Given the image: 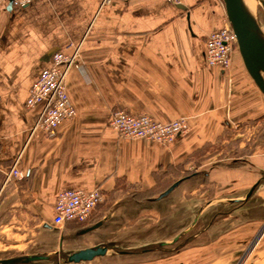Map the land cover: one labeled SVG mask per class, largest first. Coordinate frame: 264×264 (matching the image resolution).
Returning <instances> with one entry per match:
<instances>
[{"label":"crops","instance_id":"1","mask_svg":"<svg viewBox=\"0 0 264 264\" xmlns=\"http://www.w3.org/2000/svg\"><path fill=\"white\" fill-rule=\"evenodd\" d=\"M225 16L223 0H33L21 8L0 0V259L187 235L183 251L225 241L228 263L251 251L247 264H264V94L238 50L229 70L208 66L206 38ZM73 43L80 56L67 91L77 115L56 138L29 139L30 89ZM116 108L163 122L187 117L189 129L168 147L124 138L110 124ZM205 145V162L188 160ZM19 155L26 177L6 181ZM175 179L182 182L162 199L137 196ZM96 188L106 199L87 223L54 225L61 190Z\"/></svg>","mask_w":264,"mask_h":264},{"label":"built area","instance_id":"2","mask_svg":"<svg viewBox=\"0 0 264 264\" xmlns=\"http://www.w3.org/2000/svg\"><path fill=\"white\" fill-rule=\"evenodd\" d=\"M17 8L29 5L33 0H12ZM111 0H103L110 3ZM72 52L64 50L53 54L52 65L42 71L30 89L25 102L28 111H35L36 119L30 128L29 139L44 135L56 138L60 125L77 115L67 91L70 70L78 65L80 44L68 46ZM238 49L236 35L225 16V25L212 31L206 38L205 58L208 66L229 70L233 54ZM110 124L124 138L146 139L166 147L172 145L178 135L189 129V119L179 117L168 122L158 121L147 113H131L123 108L112 112ZM19 155L6 172V181L24 179L26 172L20 167ZM106 197L100 188L91 192L78 189L61 190L54 204V225L63 226L68 222L87 223Z\"/></svg>","mask_w":264,"mask_h":264},{"label":"water","instance_id":"3","mask_svg":"<svg viewBox=\"0 0 264 264\" xmlns=\"http://www.w3.org/2000/svg\"><path fill=\"white\" fill-rule=\"evenodd\" d=\"M228 21L236 35L238 51L241 55L245 68L252 77L256 85L264 94V29L260 25L256 8L252 6L249 0H223ZM264 4V0H260ZM13 1L11 0V6ZM182 179L174 182L169 188L160 193L155 199H162L168 196L176 187L180 185ZM254 188L249 192L250 196ZM102 225V221L81 228L76 231L77 235L88 233ZM175 238L173 242H177ZM167 242L160 243V246ZM111 246L107 244H98L74 251L67 256L65 263H81L94 260L96 257L105 256ZM145 251L153 248L143 249ZM132 251H119L121 254H128ZM51 255L33 253L1 258L0 264H42L44 261L51 260Z\"/></svg>","mask_w":264,"mask_h":264},{"label":"rangeland","instance_id":"4","mask_svg":"<svg viewBox=\"0 0 264 264\" xmlns=\"http://www.w3.org/2000/svg\"><path fill=\"white\" fill-rule=\"evenodd\" d=\"M256 12L258 15V20L260 25L264 29V9L260 4H258L256 8ZM264 132V131H263ZM198 225L195 226L192 231L196 230ZM137 234V233H135ZM140 236V235H139ZM189 238V237H188ZM187 238V235L184 238H181L179 243L170 242V244L160 246L155 241L157 239L153 238V243H149L148 239L138 237L136 239L133 237H122L121 239H117V241H109L107 243L111 246L108 254L101 258L98 257L93 260L96 263L102 264H122L124 261H137L138 264H230L228 263V252H224L222 249L225 246V241L223 243L214 246L213 248H201L199 250H181L184 245V241ZM191 239V238H190ZM135 240H137L135 242ZM147 240V241H146ZM173 240V239H172ZM194 240V239H193ZM171 241V240H170ZM255 241V240H254ZM253 241V243H254ZM69 246H64L62 249H58L56 253L51 255V260L44 261L42 264H75V263H65L64 261L67 259V256L70 254ZM132 251L128 254H121L119 251ZM153 248V250L145 251L143 249ZM251 255V251L245 254H239L234 257L232 260V264H247V259ZM179 258V259H178ZM147 259V260H146ZM182 259V260H181ZM185 260V261H184ZM146 261V262H145ZM148 261V263H147ZM251 260H249L250 262ZM185 262V263H184ZM79 264V263H76ZM80 264H88V262H81ZM95 264V263H94Z\"/></svg>","mask_w":264,"mask_h":264},{"label":"trees","instance_id":"5","mask_svg":"<svg viewBox=\"0 0 264 264\" xmlns=\"http://www.w3.org/2000/svg\"><path fill=\"white\" fill-rule=\"evenodd\" d=\"M238 50V49H237ZM207 146L208 145H205V146H203L202 148H200V149H198V150H196V151H194L192 154H191V156H189V158H188V160L191 158V157H193V158H195L196 159V164H197V166L198 165H201L203 162H205V160H207L211 155L210 154H208L207 153V151H208V148H207ZM183 167H184V164L183 165H178L177 166V170H176V172H174L175 174H180V172L182 171V169H183ZM171 168V167H170ZM170 172H173V170H171ZM189 174H192V171H190V172H185L184 173V176H186V175H189ZM165 175V173L164 174H156L155 175V177H156V180H157V182H162V177ZM177 179H175V180H172V181H170V182H167V184L166 185H163V187H161V188H158V189H154V190H152V191H150V192H146V193H143L142 195H137L138 196V198H140V196H152V195H156V194H158V193H161V192H163V191H165L167 188H169L175 181H176ZM158 183V184H159ZM137 194H139V193H137ZM79 224H83V223H79Z\"/></svg>","mask_w":264,"mask_h":264},{"label":"bare ground","instance_id":"6","mask_svg":"<svg viewBox=\"0 0 264 264\" xmlns=\"http://www.w3.org/2000/svg\"><path fill=\"white\" fill-rule=\"evenodd\" d=\"M249 1H250V3L252 4V6L254 8H257L258 4H260V0H249ZM261 5H262V7L264 9V4H261Z\"/></svg>","mask_w":264,"mask_h":264}]
</instances>
